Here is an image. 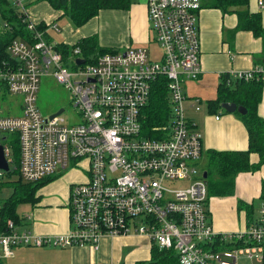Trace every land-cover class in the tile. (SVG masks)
<instances>
[{
    "label": "built area",
    "instance_id": "built-area-1",
    "mask_svg": "<svg viewBox=\"0 0 264 264\" xmlns=\"http://www.w3.org/2000/svg\"><path fill=\"white\" fill-rule=\"evenodd\" d=\"M10 1L33 35L32 41L11 40L6 49L9 57L0 59V144L10 170L9 137L17 133L23 180L38 182L78 166L88 174L71 187V227L66 234L38 235L21 230L11 219L2 225L0 204L2 255L12 257L22 245L98 249L105 236L137 234L161 248L174 249L180 264H240L242 256L260 263L264 202L256 222L246 230L219 233L214 229L208 184L197 165L203 157V138L186 116L184 83L199 78L203 71L202 0L147 1L160 60L151 58L148 48L129 47L94 60L90 57V61L80 55L79 47L65 59L57 43L38 29L24 1ZM1 20L0 35L12 29ZM78 58L85 62L78 64ZM258 74L264 77V68L233 76L249 80ZM44 76H53L71 90L79 113L73 124L66 121L64 111L52 119L41 113L38 100ZM163 76L172 116L168 124L154 128L156 137H149L142 111L153 83ZM5 93L20 114L4 110ZM6 172L0 168V188Z\"/></svg>",
    "mask_w": 264,
    "mask_h": 264
},
{
    "label": "crops",
    "instance_id": "crops-1",
    "mask_svg": "<svg viewBox=\"0 0 264 264\" xmlns=\"http://www.w3.org/2000/svg\"><path fill=\"white\" fill-rule=\"evenodd\" d=\"M148 0H132L128 10H105L81 27L72 28L68 21L63 25L61 40L55 41L52 31L59 28V22L65 17L61 11L54 10L46 1L32 0L29 4H37L36 21L45 20L48 27L46 35L54 43L74 45L84 37L100 34L99 19L112 20L119 13L127 18L128 35L135 47L147 48L151 43L148 25ZM264 0H249L248 9L252 13H260L264 26ZM200 11V34L202 39V74L197 79L184 83L186 93V116L194 122L201 132L204 149L210 150H247L249 147L248 130L234 112L218 109L209 111L208 101L215 99L221 75L238 71H249L256 67L264 68V40L256 37L252 31L238 30V15L232 11L208 5L202 0ZM72 22V21H71ZM57 25L56 27H54ZM106 30V27H102ZM185 104V103H184ZM199 107V108H197ZM260 116L264 117V89L258 106ZM218 116V117H217ZM204 157V156H203ZM202 157V158H203ZM200 159V161L202 160ZM251 160L258 162L259 155L251 154ZM198 162V167L203 171ZM83 166L86 162H82ZM88 172L80 166L70 168L60 177L49 178L38 190L36 203H29L18 213V227L30 230L38 235L66 234L71 227V209L68 205L70 190L75 182L86 179ZM264 180V165L255 172L239 173L236 179V191L229 196H211L209 209L212 225L219 233L246 230L251 222L247 212L239 208V201L253 203L255 212L253 220L258 218L262 205L261 190ZM25 181V180H24ZM27 182V181H26ZM5 187L0 188L1 190ZM11 188V187H10ZM12 190V188H11ZM11 194V193H10ZM7 198L0 199L3 205ZM152 240L144 235L105 236L99 248L91 246H18L12 257H4L0 251L1 264H135L137 261L151 258Z\"/></svg>",
    "mask_w": 264,
    "mask_h": 264
},
{
    "label": "trees",
    "instance_id": "trees-1",
    "mask_svg": "<svg viewBox=\"0 0 264 264\" xmlns=\"http://www.w3.org/2000/svg\"><path fill=\"white\" fill-rule=\"evenodd\" d=\"M48 2L54 10L61 11L62 16H68L74 26L81 27L91 19L100 15L102 11L109 9L128 10L132 0H41ZM249 0H208V5L220 8L223 11H232L231 7H237L234 12L238 15V30H249L256 37L264 40V26L260 13H252L247 8ZM0 17L12 25V29L4 31L0 35V59L9 57L6 49L11 40L23 38L32 41V31L26 23L19 17L18 9L10 0H0ZM38 29L45 31L48 23L45 20L38 21ZM47 37V35H46ZM48 38V37H47ZM49 39V38H48ZM79 47L80 55L89 59L97 58L106 52L114 51L106 47H99L95 35L82 38L76 44L70 46L64 43H57L56 48L63 53L67 59L72 56L74 49ZM264 89V77L262 74L246 80L232 76L230 73L221 75L218 94L215 99L208 101L209 111L215 112L223 109L222 104L225 102H234L238 106L247 108V113L238 114L244 122L249 134V147L247 150H214L210 149L205 152L207 158L206 167L203 169L207 173L205 178L208 184L209 196H229L234 195L236 191V179L239 173L255 172L264 165V117L260 116L258 106L262 99ZM224 110V109H223ZM172 107L169 101L167 90V78L159 77L154 83L151 90V96L148 104L144 107L143 128L149 137H156L155 127L166 125L172 116ZM225 112H228L224 110ZM13 147V165L9 172H6V180L1 187H11L12 192L4 201L1 209L2 225L9 219L19 224L20 217L17 207L21 203H36L38 201L37 192L40 187L49 178V176L38 182H26L20 175V146L19 135L17 133L10 135ZM259 155L258 162L251 160V154ZM204 156V152H203ZM264 202V180L260 196ZM239 208L247 212V217L251 226L256 222L254 217V204L239 201ZM219 240V239H218ZM151 258L149 260L137 261L135 264H180L177 252L174 249L161 248L157 243L152 242ZM239 242L238 244H241ZM218 244V243H217ZM222 244V243H221ZM228 244L227 247H230ZM1 264V261H0ZM258 264H264L263 260Z\"/></svg>",
    "mask_w": 264,
    "mask_h": 264
},
{
    "label": "rangeland",
    "instance_id": "rangeland-1",
    "mask_svg": "<svg viewBox=\"0 0 264 264\" xmlns=\"http://www.w3.org/2000/svg\"><path fill=\"white\" fill-rule=\"evenodd\" d=\"M24 4L27 5V10L31 14V17L36 18L38 17L35 13L34 7L37 6V4L33 5V3H30V0H23ZM38 1V0H37ZM120 10V9H115ZM70 21L69 17H65L61 22H59V28L58 30L52 31V36L55 41L61 40V37L63 34H60L63 30V25ZM149 22V21H148ZM99 23L101 26V32L100 34L96 33L95 37L97 40V45L99 47H106L108 49H115L119 51H125L129 47H135L131 43V39L128 35V23L127 18H121L119 13L116 12V15L113 17L112 20H104L99 19ZM0 24H3L1 18H0ZM69 24L72 28L76 29L74 24L70 21ZM149 25V31L151 34V43L147 46L148 49H150V57H154L156 60L161 59V48L157 44L155 40V33L153 32L151 28V23H148ZM103 26L106 27V30H103ZM69 68H71V65L67 64ZM2 104L4 107V110L6 112H10L11 114L17 115L21 113V109L15 105L14 102L10 100L9 93H5V99L2 100ZM186 106V100L185 104ZM38 106L41 111V113L44 116H49L55 112H57L60 108H64V112L62 115L68 121L69 123L73 124L77 119L79 118L78 109L75 108V103L73 99V95L71 93V90H69L67 87H65L64 84L58 82L53 76H44L40 83V91H39V100H38ZM13 147L14 143L11 144V151H12V157L13 155ZM206 150L204 149V157L200 161V166L204 169L207 164V158L205 157ZM198 165V163H197ZM81 168V167H80ZM68 168L67 170H69ZM83 169V168H82ZM64 170L62 174L67 171ZM59 177L61 175H58ZM0 193V199L8 198L10 193L12 192L10 187H5L1 190ZM29 203H21L17 207V212L22 213V208H26ZM222 250H224L227 246H222ZM240 264H258L259 262L254 259H248L246 256H242L239 260Z\"/></svg>",
    "mask_w": 264,
    "mask_h": 264
},
{
    "label": "water",
    "instance_id": "water-1",
    "mask_svg": "<svg viewBox=\"0 0 264 264\" xmlns=\"http://www.w3.org/2000/svg\"><path fill=\"white\" fill-rule=\"evenodd\" d=\"M83 62H85V59L83 58H78L77 59V63L78 64H82ZM222 107L228 111V112H235V111H239L242 114H246L247 113V108L244 106H238L236 103L232 102H225L222 104ZM65 109L64 108H60L57 112L53 113L50 115V119L54 118L55 116L61 114ZM0 168L5 170V171H10V165L8 162V159L6 158L5 155V151H4V146L0 144ZM207 177V173L204 172V178Z\"/></svg>",
    "mask_w": 264,
    "mask_h": 264
}]
</instances>
